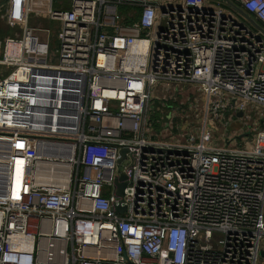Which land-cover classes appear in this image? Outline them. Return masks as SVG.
I'll return each mask as SVG.
<instances>
[{
  "label": "built area",
  "instance_id": "built-area-1",
  "mask_svg": "<svg viewBox=\"0 0 264 264\" xmlns=\"http://www.w3.org/2000/svg\"><path fill=\"white\" fill-rule=\"evenodd\" d=\"M230 1L247 16L223 0H5L0 264H264V0ZM40 7L54 43L28 24ZM158 84L199 87L197 140L153 135ZM238 112L251 123L215 144L207 119Z\"/></svg>",
  "mask_w": 264,
  "mask_h": 264
},
{
  "label": "rangeland",
  "instance_id": "rangeland-1",
  "mask_svg": "<svg viewBox=\"0 0 264 264\" xmlns=\"http://www.w3.org/2000/svg\"><path fill=\"white\" fill-rule=\"evenodd\" d=\"M36 10L40 14L42 8L40 7ZM33 14L34 9H31L28 19L29 25L49 28L53 31L52 37L56 38L57 23L45 18L42 19V16L37 19L33 17ZM0 29L10 32L9 27L3 26L1 23ZM51 61H53V57H51ZM152 97L153 103L150 104L151 112H149L150 127L153 128L156 134H159L158 138L165 141L177 142H186L190 136L193 138V141L194 139H198L203 124L205 96L197 85L167 86L158 84L153 90ZM249 113H252V110H249ZM226 116L228 118L226 120L231 119L232 122L223 125L224 121L216 117L214 118V122L217 126L211 127L208 125L207 128L210 137L214 139V143L217 145H231L225 143L221 138H226L229 133L236 131L239 125L237 127L235 122L251 121V118H248L246 113L243 117H231L228 113ZM152 121L155 122L154 125ZM257 126L256 123L252 126L253 132H256Z\"/></svg>",
  "mask_w": 264,
  "mask_h": 264
},
{
  "label": "crops",
  "instance_id": "crops-1",
  "mask_svg": "<svg viewBox=\"0 0 264 264\" xmlns=\"http://www.w3.org/2000/svg\"><path fill=\"white\" fill-rule=\"evenodd\" d=\"M4 3H5V0H0V23H1V25H3V26H8L10 32H6V31H4L3 29H0V39H3L4 37H7V36H12V35L14 34V32L16 31V29H17V26H15L14 24H11V23H9V22L6 21V20H7V15H3L4 10L7 11L6 8H5ZM64 3L67 4V3H68V0H64ZM39 4H40V6H44L45 2L42 1V2H39ZM33 9H34V8H33ZM40 14H41V15H40ZM40 14H38L37 10L34 9L33 17H36V18L38 19V17H41V16H42V19L45 18V19L47 20V18L45 17V15H44L42 12H40ZM28 19H29V17H28ZM28 24H29V22H28ZM57 26H58V24H57ZM32 27H36V26H32ZM36 28L49 29V28H46V27H36ZM56 28H57V27H56ZM38 34H39V36H40L43 40H49L50 43H51V42L54 43L55 40H56L55 37H52V34H53V33L49 35V38H48V37H47L42 31H39ZM154 123H155V122L152 121V124H153V125H154ZM239 123H240L239 121H238V122H235V125H237V127H238V124H239ZM222 124H223V125H226V122H224V123H222ZM205 125H206V129L208 128V125H210L211 127H215V126H217L216 123L214 122V118H208L207 121L205 122ZM152 132H153V135L156 134V133L153 131V128H152ZM207 133H208L207 135H210L209 132H207ZM156 135H157V137H158L159 134H156ZM194 140H195V139H194ZM232 144H234V143H232Z\"/></svg>",
  "mask_w": 264,
  "mask_h": 264
},
{
  "label": "water",
  "instance_id": "water-1",
  "mask_svg": "<svg viewBox=\"0 0 264 264\" xmlns=\"http://www.w3.org/2000/svg\"><path fill=\"white\" fill-rule=\"evenodd\" d=\"M228 6H230V7H233L234 9H236L239 13H241L242 15H244V16H247V14L245 13V12H243L241 9H239L232 1H230V0H223ZM250 21L255 25V26H257L258 27V25H257V23H255L251 18H250ZM237 117H241L242 116V113L241 112H238L237 114ZM239 125V124H238ZM237 126V125H236ZM240 137V136H239ZM241 138V137H240ZM124 152H125V150L123 149L122 151H121V154L122 155H124ZM124 179V176L123 175H121L120 176V178H119V181H116V185H117V187H118V191H117V193L120 195L121 194V192H122V188H123V186H124V184L122 183V182H120L121 180H123ZM118 210H121V209H119L118 208ZM261 257L264 259V250L263 251H261Z\"/></svg>",
  "mask_w": 264,
  "mask_h": 264
},
{
  "label": "trees",
  "instance_id": "trees-1",
  "mask_svg": "<svg viewBox=\"0 0 264 264\" xmlns=\"http://www.w3.org/2000/svg\"><path fill=\"white\" fill-rule=\"evenodd\" d=\"M125 22H126V23H130V22H131V20H129V19H127V18H125Z\"/></svg>",
  "mask_w": 264,
  "mask_h": 264
}]
</instances>
